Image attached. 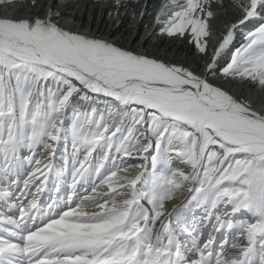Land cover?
Instances as JSON below:
<instances>
[{
  "label": "snow or ice",
  "instance_id": "obj_1",
  "mask_svg": "<svg viewBox=\"0 0 264 264\" xmlns=\"http://www.w3.org/2000/svg\"><path fill=\"white\" fill-rule=\"evenodd\" d=\"M212 2L163 0L155 24L209 57ZM234 4L199 73L66 28L54 3L0 17V264H264V107L209 79L264 92V22L230 47L264 0ZM50 186L69 194L43 204ZM186 186L204 215L174 227ZM213 218L223 238L201 240Z\"/></svg>",
  "mask_w": 264,
  "mask_h": 264
},
{
  "label": "bare ground",
  "instance_id": "obj_2",
  "mask_svg": "<svg viewBox=\"0 0 264 264\" xmlns=\"http://www.w3.org/2000/svg\"><path fill=\"white\" fill-rule=\"evenodd\" d=\"M10 1L6 0L5 3L0 4V17L28 18L33 12L41 11L39 5L54 3L55 10L61 14L59 23L66 28L88 36L105 39L135 53L144 54L165 63L183 66L198 73L203 71L204 64L210 58L214 48L218 46L222 35L227 31L228 27L242 19L235 7L234 0H213L211 10L214 13V18L209 21V24L211 35L214 34L216 38L212 37L209 40V57L202 59L201 54L197 53L194 45L190 44L187 39L161 34L160 26L155 24V16L151 15V13L148 15L152 4L155 5V10L159 8L160 0H138L137 3L135 2L136 4L130 3L129 0H122L119 6H117L115 0H36V3L39 1L37 9L31 5V0ZM145 5H147L146 14L141 17V12L145 11ZM20 8H25L26 14H20ZM229 11H234L237 14H230ZM128 12H131V15ZM221 16L225 20L221 21ZM263 21L264 19L256 17L250 18L243 25H238L233 30L234 39L230 47L239 46L243 40L244 33L252 30ZM226 59L227 56L222 55L218 60L217 67L219 68V66L223 65ZM209 79L213 83L226 88L238 99H245L243 98L247 94L246 89H244L246 87L245 84L234 80L225 81L218 71L215 78L209 76ZM248 87L250 86L248 85ZM250 90L253 89L250 88ZM260 96L264 100V92L259 91L253 96L257 101L254 103V107L257 109L264 107V103L259 102L258 97ZM100 99L97 103L103 107L104 98L101 97ZM76 102L74 99V103ZM71 151V145L68 144L66 146L61 141L56 147L55 158H64L65 153H71ZM5 184L4 187L7 186V182ZM183 191L184 195H177L173 200L167 202L166 205L169 214L168 219L174 227H182L191 225L193 222H199L204 215L203 210L195 202L188 201L187 186ZM68 194L69 190L66 186H62L59 192L50 187L49 191L42 195L41 202L47 204L51 202L49 197L59 196L66 198ZM5 207L6 205L0 202V210H5ZM220 211L222 213L223 210L221 209ZM214 224V218L211 222L200 223L196 235L201 240H207L210 234L216 236L218 240L222 239L224 233L214 232Z\"/></svg>",
  "mask_w": 264,
  "mask_h": 264
},
{
  "label": "rangeland",
  "instance_id": "obj_3",
  "mask_svg": "<svg viewBox=\"0 0 264 264\" xmlns=\"http://www.w3.org/2000/svg\"><path fill=\"white\" fill-rule=\"evenodd\" d=\"M122 1V0H121ZM158 1V0H157ZM11 2V1H10ZM39 2V1H38ZM38 2L36 3V9H37V6H38ZM129 2L131 3V2H133L134 4H136L137 2H138V0H129ZM136 2V3H135ZM163 2V0H161V3ZM124 3V2H123ZM32 5V4H31ZM141 5V4H140ZM33 6V5H32ZM145 8V7H144ZM153 11L155 10V5L154 4H152L151 5V7H150ZM154 8V9H153ZM31 10H32V7H31ZM19 13L20 14H26V12H25V8L23 9V8H20L19 9ZM22 11H24V12H22ZM130 11V10H129ZM152 11V13H151V15H154L155 16V11L153 12ZM155 13V14H154ZM229 13L230 14H237V13H235L234 11H229ZM128 14L129 15H131V12H128ZM150 14V13H149ZM228 16V15H227ZM220 20L221 21H223V20H225V19H223V16H221V18H220ZM264 22V21H263ZM261 23V22H260ZM255 26H256V24H255ZM258 26V25H257ZM212 37H215L216 38V36L214 35V34H212V35H210V36H208V37H206V39H207V41L209 42V40H211L212 39ZM208 44H210V43H208ZM246 85V87L244 88V89H246V91H247V94H246V97L244 96L243 98H245V100H251V101H253L254 103H256L257 101L254 99V97L253 96H255L256 95V93H258L259 92V90H257V89H253V90H250V87H248V85L247 84H245ZM251 96V97H250ZM259 98V102H262V103H264V100H263V97L262 96H260V97H258ZM100 99V98H99ZM101 100V99H100ZM63 159L64 158H59V159H57V162L55 161V163L59 166V165H61L62 163H63ZM62 162V163H61ZM5 182H7V181H4L2 178H0V188H3L6 184H5ZM2 186V187H1ZM51 187V186H50ZM7 206L5 207V210L4 211H7Z\"/></svg>",
  "mask_w": 264,
  "mask_h": 264
}]
</instances>
